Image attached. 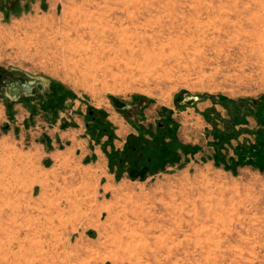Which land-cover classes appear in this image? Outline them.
Returning a JSON list of instances; mask_svg holds the SVG:
<instances>
[{
  "label": "rangeland",
  "instance_id": "374dc122",
  "mask_svg": "<svg viewBox=\"0 0 264 264\" xmlns=\"http://www.w3.org/2000/svg\"><path fill=\"white\" fill-rule=\"evenodd\" d=\"M0 65L49 80L19 98L30 115L77 100L85 130L91 107L114 134L106 108L123 117L117 149L158 132L186 146L143 179L108 157V188L77 159L18 191L0 177V264H264V167L240 162L264 130V0H0Z\"/></svg>",
  "mask_w": 264,
  "mask_h": 264
},
{
  "label": "crops",
  "instance_id": "0c3cea01",
  "mask_svg": "<svg viewBox=\"0 0 264 264\" xmlns=\"http://www.w3.org/2000/svg\"><path fill=\"white\" fill-rule=\"evenodd\" d=\"M12 102V107L7 106L0 92V177L11 176L13 191L19 190L22 178L35 185L37 170L68 168L71 159L93 166L100 180L109 184L106 188L111 186L114 175L108 169L103 148L106 137L95 143L86 134L83 110L78 109L77 100L71 109L61 110L54 122L30 115L19 99ZM106 109L108 119L116 125L113 147L121 148L131 128L117 111ZM111 146L106 147L109 150Z\"/></svg>",
  "mask_w": 264,
  "mask_h": 264
},
{
  "label": "trees",
  "instance_id": "16d2710c",
  "mask_svg": "<svg viewBox=\"0 0 264 264\" xmlns=\"http://www.w3.org/2000/svg\"><path fill=\"white\" fill-rule=\"evenodd\" d=\"M59 98L62 95L56 94ZM22 99V98H21ZM13 102H9L6 98V105L12 107ZM52 104V97L48 96V99L44 102V105ZM231 120L228 125L234 126L238 123L246 121L245 116L249 113H253L252 110L245 107L244 102H240L239 105L235 104L230 106ZM90 116L92 118L87 124L88 134L93 138L95 143H98L103 134H107L108 138L105 140L103 146L107 157H109L110 169L116 166L118 170L127 172L131 178L143 179L148 174L158 172L162 168L165 169L167 165L173 164L174 161H179L181 154L178 150H186V146L180 144L176 137L171 141L164 140V137L158 132L148 138V136L140 133L139 135L130 134L127 140V144L124 149H115L113 147L112 140L115 137L114 129L105 117V111L93 110L91 107ZM165 120L160 121L158 124L159 131L164 134L167 130L171 129L175 124L172 120L166 117ZM168 128V129H167ZM142 130V129H140ZM166 130V131H165ZM142 132V131H140ZM234 130H232L233 134ZM225 140L228 136L221 135ZM258 139L251 146H244L241 150L240 162L252 163L254 165H261L264 167V130L257 131ZM176 139V140H175ZM111 144V148L108 150L107 145ZM119 175V173H118Z\"/></svg>",
  "mask_w": 264,
  "mask_h": 264
},
{
  "label": "water",
  "instance_id": "95a60500",
  "mask_svg": "<svg viewBox=\"0 0 264 264\" xmlns=\"http://www.w3.org/2000/svg\"><path fill=\"white\" fill-rule=\"evenodd\" d=\"M47 78H36L30 76L20 70L7 69L0 65V92L7 96L8 101H16L21 96H29L33 93L32 88L41 84L43 92L47 89ZM108 98L112 101L113 106L127 108L129 104L120 100L118 97L109 95ZM193 98V97H192Z\"/></svg>",
  "mask_w": 264,
  "mask_h": 264
}]
</instances>
